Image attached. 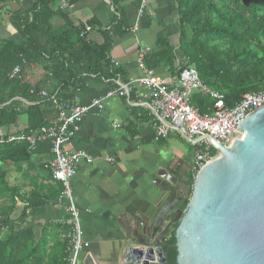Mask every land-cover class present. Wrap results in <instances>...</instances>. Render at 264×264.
<instances>
[{
	"label": "trees",
	"instance_id": "trees-1",
	"mask_svg": "<svg viewBox=\"0 0 264 264\" xmlns=\"http://www.w3.org/2000/svg\"><path fill=\"white\" fill-rule=\"evenodd\" d=\"M32 1L33 6L24 11L13 10L8 5L20 0H0V11L10 9L9 23L18 35L16 39L7 37L0 42V127L3 129L17 125L24 113L28 117L26 129L55 122L57 112L49 101L27 105L18 99L37 100L38 96L30 92L33 87L37 91L42 88L58 91L62 97L74 100L78 89L92 75L102 79L125 77L124 70L114 67L110 56L114 37L130 31L120 0H111L119 14L111 28L103 30L105 42L101 45L81 36L86 25H76L58 5L61 0ZM172 1L177 6L180 50L197 67L201 78L225 95L229 106L244 94L264 90V0ZM58 13L65 24L54 27L51 19ZM95 21L90 24L96 25ZM157 40L163 49L144 55L145 66L156 69L165 65L175 70L174 47L163 33ZM17 64H22V79L10 76ZM36 67L41 77L33 81L27 70ZM213 102V98L200 92L192 98L202 113L208 112ZM3 139L0 160L32 163L33 153L28 151L25 141L9 142L7 136ZM42 144L51 148L50 142ZM31 169L35 170L29 166L23 173L25 185L31 186L26 194H21L18 186H11L0 170V200L7 201L0 209V264H70L74 226L47 222L38 231L27 211L58 199L62 185L50 186L44 192L46 186L39 184V174L34 175ZM188 184L192 187V176ZM18 199L26 200L27 204L15 220L11 214ZM181 207L185 209L186 203ZM178 224H174L175 229L162 244L168 264H177Z\"/></svg>",
	"mask_w": 264,
	"mask_h": 264
},
{
	"label": "crops",
	"instance_id": "crops-1",
	"mask_svg": "<svg viewBox=\"0 0 264 264\" xmlns=\"http://www.w3.org/2000/svg\"><path fill=\"white\" fill-rule=\"evenodd\" d=\"M67 4L64 12L76 25L91 27L87 38L98 45L103 44V30L110 29L114 17L119 14L111 0H72ZM8 5L13 10L25 11L33 6V1L20 0ZM120 5L130 31L113 40L111 59L125 72L124 78L118 76L116 79L128 83L142 78L145 69L140 66L139 58L163 49L157 40L159 34L163 33L174 47L175 70L165 65L153 69L163 81L173 83L187 59L180 50L176 4L172 0H120ZM92 20H96L97 24H90ZM51 23L54 27H60L65 20L58 13ZM3 27L0 23V29ZM6 29L11 31V35L2 39L18 38L9 20ZM33 73L27 70V76L37 81L41 76ZM113 80L91 77L78 90L77 101L82 105H90L95 98L105 99L102 107H93L88 111L77 136L66 146L69 152L84 151L92 157V160L82 159L78 163L77 173L72 180L85 241L77 264L118 262L124 248L136 242L131 237L133 231L142 229L148 232L152 228L160 208L171 194V185L175 189L182 184L189 186L191 178V163L195 154L191 142L178 131L157 140L152 117L148 115V98L145 97L148 88L137 84L130 95L106 98L108 90L116 88ZM22 99L27 105L37 103L35 99ZM27 126L28 117L24 113L17 125L4 130L10 133ZM33 156L32 163L23 173L33 166L35 170H31L34 175L39 174V184L46 186L44 192H48L50 186H59L45 167L53 158L50 146L42 144ZM26 204V200L18 199L13 214L16 220ZM27 211L38 231L47 222L63 224L69 217L66 203L58 202L56 198L45 206ZM172 231L168 232L167 238Z\"/></svg>",
	"mask_w": 264,
	"mask_h": 264
},
{
	"label": "water",
	"instance_id": "water-1",
	"mask_svg": "<svg viewBox=\"0 0 264 264\" xmlns=\"http://www.w3.org/2000/svg\"><path fill=\"white\" fill-rule=\"evenodd\" d=\"M237 130L225 144L211 139L219 150L192 187L170 184L152 228L133 231L115 264H168L162 244L177 222V264H264V105Z\"/></svg>",
	"mask_w": 264,
	"mask_h": 264
},
{
	"label": "built area",
	"instance_id": "built-area-1",
	"mask_svg": "<svg viewBox=\"0 0 264 264\" xmlns=\"http://www.w3.org/2000/svg\"><path fill=\"white\" fill-rule=\"evenodd\" d=\"M66 4L67 1L64 0L62 9L66 8ZM90 31L91 27L86 26L81 36L87 37ZM143 58L144 56L139 58V64L145 69L144 76L128 83L122 82L120 78L113 80L117 84L116 88L108 90L106 98L130 95L137 84L146 86L149 90L145 94L148 98V115L152 117L156 139L168 137L172 131H178L194 147L195 154L191 163V176L194 182L209 159L219 150L211 139L223 144L227 143L238 131L237 127L241 121L264 105V90L244 94L236 104L229 106L225 95L210 87L201 78L197 67L190 62L189 58L186 59L173 83L163 81L157 76L155 69L147 68ZM24 62H26L25 59ZM112 64L118 67L114 60ZM22 69V64L14 66L10 72L11 78L22 79ZM95 76L92 75V77ZM30 92L38 96L37 103L45 100L52 103L57 112L55 122L42 124L37 128L14 130L10 133H6L0 127V142L4 141L5 136L9 142L25 141L30 153L36 152L40 144L50 142L53 158L46 163L45 167L50 170L53 179L62 185L58 202H65L71 212V218H68L65 223L74 226L70 264H77L82 249L83 231L80 225L79 209L73 196L72 180L77 173L78 163L82 159L92 160V157L84 151L69 152L66 146L77 136L81 122L88 111L93 107H102L105 98H95L90 105H82L78 103L77 97L74 100H68L58 91L49 92L47 88L37 91L33 87ZM196 92L213 98L214 102L208 112L202 113L192 103ZM18 99L23 100L20 97Z\"/></svg>",
	"mask_w": 264,
	"mask_h": 264
},
{
	"label": "rangeland",
	"instance_id": "rangeland-1",
	"mask_svg": "<svg viewBox=\"0 0 264 264\" xmlns=\"http://www.w3.org/2000/svg\"><path fill=\"white\" fill-rule=\"evenodd\" d=\"M63 1L64 0H61L59 2L61 8H62ZM65 6H66V8L62 9V11L67 9L68 4H66ZM9 12H10L9 8H7V9L4 8L0 11V23H2L5 26L2 29H0V42H1L2 37L11 35V33H10L11 31L6 29V23L9 20ZM31 71L34 72L33 74H35V75L39 74L38 67H36L35 69H32ZM32 158H34L33 154H32ZM28 165H29V163L27 160L21 161V162H13V161H9V160H0L1 172L6 174V179L11 186H16V187L18 186L19 187V189H20L19 192L20 193L22 192L21 194H26L27 192H29V190L31 188V186L24 185L25 181L23 179V170L25 168H27ZM6 203H7L6 200H0V209ZM66 208H67V211L69 213L68 218H71V212L68 210L67 204H66ZM14 213L15 212H13L11 214L12 219H15L14 218L15 215H13ZM79 215H80V210H79ZM174 229H175V226L173 225V227H171L170 230H174ZM81 239H82V249H83L84 248V242H85L83 233H82ZM82 249H81V251H82Z\"/></svg>",
	"mask_w": 264,
	"mask_h": 264
}]
</instances>
